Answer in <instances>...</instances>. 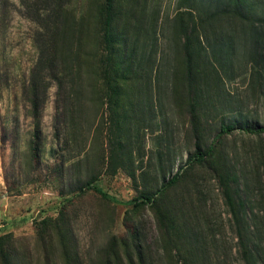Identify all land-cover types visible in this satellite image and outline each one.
Listing matches in <instances>:
<instances>
[{
    "label": "rangeland",
    "instance_id": "rangeland-1",
    "mask_svg": "<svg viewBox=\"0 0 264 264\" xmlns=\"http://www.w3.org/2000/svg\"><path fill=\"white\" fill-rule=\"evenodd\" d=\"M244 1L0 0V264H264V134L245 131L264 0Z\"/></svg>",
    "mask_w": 264,
    "mask_h": 264
},
{
    "label": "trees",
    "instance_id": "trees-1",
    "mask_svg": "<svg viewBox=\"0 0 264 264\" xmlns=\"http://www.w3.org/2000/svg\"><path fill=\"white\" fill-rule=\"evenodd\" d=\"M246 8V3L244 0H225L224 4L221 6V12H227V11H235L237 13L245 10ZM241 14V13H240ZM41 61H43V56L40 58ZM233 130V127L231 126H226V127H221L219 133L215 136V138L212 140L210 143L207 151L205 153H202L200 151H197L194 153L192 156H190L187 161H186V166L189 165H198L202 164L205 160L206 157L210 156L213 153L215 143L217 142L218 139H220L222 136L229 134ZM247 133H252V134H264V126L255 130H245ZM181 177L180 173H176L166 184L165 187L157 191L151 196L147 197H140L139 199L135 200V206H140L143 204H152L155 202V199L161 195V193L164 192V190L167 187H173L177 184L179 178ZM102 197L107 198L106 195L103 193H100Z\"/></svg>",
    "mask_w": 264,
    "mask_h": 264
}]
</instances>
